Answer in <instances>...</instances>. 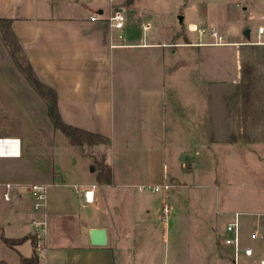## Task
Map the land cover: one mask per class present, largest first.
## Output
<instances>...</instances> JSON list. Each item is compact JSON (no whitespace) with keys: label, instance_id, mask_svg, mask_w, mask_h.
Instances as JSON below:
<instances>
[{"label":"crops","instance_id":"crops-1","mask_svg":"<svg viewBox=\"0 0 264 264\" xmlns=\"http://www.w3.org/2000/svg\"><path fill=\"white\" fill-rule=\"evenodd\" d=\"M127 2L0 0V19L12 21L14 35L36 75L56 91L63 122L108 139L107 144L83 149L66 139V153L57 161L47 152V143L36 140L43 153L24 166L29 143L24 145L15 136L20 139V154L16 146L13 155L0 156V232L14 239L34 236L33 221L46 215L42 241L50 244L55 235L60 237L55 228L67 225L64 220H70L67 214L72 208L55 193L49 196L51 186H68L67 180L84 177L86 186L96 185L92 203H86L82 191L70 187L84 205L94 204L97 187H129L135 173L144 177L157 171L161 178L173 167L176 153L187 151L201 164L203 187L219 189L215 193L223 196H238L235 200L227 197L226 202L243 211L242 238L248 221L251 234L255 230L264 233V35L257 32L254 38L250 34L225 41L217 28L208 33L190 22L189 26L197 25L196 32L187 28L192 42L173 50L163 38L165 30L159 32L162 40L156 39L151 17L144 19L135 0ZM112 10L124 14L123 29L109 22ZM94 16L97 19L92 20ZM142 21L150 28L144 30ZM207 35L212 42L203 39ZM0 68V83L6 84L1 98L9 99V93L16 92L21 99H31V109L36 104L40 116V136L48 138L53 126L49 130L47 105L39 102L40 96L19 71L1 35ZM100 155L112 168L111 185L97 183L99 170H94L92 162ZM219 162L222 188L214 185ZM40 183L48 186L44 212L34 209L30 191ZM77 218L80 227L82 221ZM93 228L103 226L88 225L86 234L79 233L85 243L75 248V255L99 253L107 264H146L141 254L133 262L126 261L119 235L107 228L108 245L92 246L89 233ZM25 243L32 245L30 240ZM25 243L13 248L19 254L17 262L3 264H20L22 257H31L34 248L30 255L24 253Z\"/></svg>","mask_w":264,"mask_h":264},{"label":"rangeland","instance_id":"rangeland-1","mask_svg":"<svg viewBox=\"0 0 264 264\" xmlns=\"http://www.w3.org/2000/svg\"><path fill=\"white\" fill-rule=\"evenodd\" d=\"M133 2L134 0H128L127 4L130 5ZM135 5L139 6L143 12V17H146L144 19L151 17L154 22L153 33H157L156 39L162 40L159 32L165 30L167 35L163 38L171 45L169 49L173 50L179 49L178 44L192 42L193 37L188 33L187 28L191 32H196L197 25L189 26L190 22L205 28L208 33L212 28H217L216 30L224 35L225 41L245 37L244 30L248 28L251 31V37L254 38L258 27L264 25V0H135ZM179 15L184 17L182 25L177 18ZM215 15L219 19L217 22L214 21ZM203 39L212 42L209 35ZM4 85L6 84L0 83V135L18 136L24 145L29 143L28 157L22 160L24 166L29 165V161L33 158L39 160L43 153V148L38 146L37 141L44 140V143H47V152L54 156L56 161L60 160L66 153L65 146L68 145L64 143L67 137L55 128L48 116V109L46 117L50 123L49 130L52 125L55 135H52L51 129L49 137L44 139L40 136L42 126L38 123L40 116L36 112V104H32L34 110L31 109L28 103L31 99H21L15 95L16 92L9 93L11 94L9 99H2ZM39 100V102L44 101L41 96ZM32 101L36 102V99ZM4 103L10 106L6 107ZM33 118L35 122L32 121ZM84 146H93V144L78 147L83 149ZM108 154L111 157V153L108 152ZM175 158L173 167L170 166V170L164 173L165 177L163 175L158 178L157 171L144 177H139L135 173L133 185L129 187L125 185L97 187V200L90 205H84L81 198L70 187V185H83L84 177L67 180L68 186L60 188L51 186L49 196L50 192L55 193L67 204V207L72 206V208L69 207L70 211L67 214L71 216L70 220H64L67 225L70 223V226L62 225L55 228L60 237L55 235L54 242L50 244L37 237L39 264H107L102 254L88 257L87 253L76 255L74 253L78 250L75 248L82 247L85 243L78 238V235L86 234L88 225H101L107 228L110 234L119 235L120 246L124 247L126 253V261L133 262L137 255L141 254L147 259L146 264H232L233 250L224 246L222 239L226 234L224 227L231 221L234 212L243 214V211L231 208L226 202L227 197L235 200L238 196L227 194L223 196V194L215 193L214 190L219 189L203 187L199 173L201 164L190 152H177ZM105 160V156L100 155L93 161L94 170L98 171L102 163L107 164ZM216 166L219 175L215 177L218 180L214 185L222 188L223 185L220 184L222 163L219 162ZM180 167L182 172H176ZM84 169L89 170L87 166H84ZM100 175L105 174L99 173ZM165 183L170 184L167 190L161 189L155 192L139 190V187L143 185L157 186ZM224 189L227 188L224 187ZM165 206L170 209L167 215L163 210ZM77 217H80L82 221L80 227L77 224L79 220ZM249 218L252 216H248V220ZM149 223L151 225L147 226ZM249 223L250 221L246 224L243 241L252 245L257 255H263L264 239L257 241L250 239L252 231ZM0 235H2L1 232ZM32 250L33 246L30 243H25L22 247V251L29 255ZM18 260V252L8 247L0 238V264ZM120 263L121 261L118 262Z\"/></svg>","mask_w":264,"mask_h":264},{"label":"trees","instance_id":"trees-1","mask_svg":"<svg viewBox=\"0 0 264 264\" xmlns=\"http://www.w3.org/2000/svg\"><path fill=\"white\" fill-rule=\"evenodd\" d=\"M0 35L19 71L24 75L26 80L35 89V91L44 99L48 107V116L53 121L55 128L60 130L65 135V137H67L69 143L73 146H82L84 144H107V138L86 130H82L80 128H76L63 122L59 113L58 96L56 91L44 84L36 75L33 67L26 58L20 43L14 35L11 20L0 19ZM99 173H104L105 175H98V183L111 184L112 168L109 165L102 163ZM0 237L10 248H15L30 240L34 248L33 255L31 257H22L20 264H39V254L37 253L38 239L35 235L25 236L17 239L6 238L4 235H0Z\"/></svg>","mask_w":264,"mask_h":264},{"label":"built area","instance_id":"built-area-1","mask_svg":"<svg viewBox=\"0 0 264 264\" xmlns=\"http://www.w3.org/2000/svg\"><path fill=\"white\" fill-rule=\"evenodd\" d=\"M97 19V16L92 17V20ZM109 22L111 25L116 29H123L125 27V21L126 18L124 14L121 11L118 10H112L110 12ZM141 26L144 30H147L150 28V25L146 22L142 21ZM258 34L260 36L264 35V25H261L258 27ZM213 35H216L213 33ZM4 135H0V145L2 143H6L4 141H11L15 142L17 141L19 149L18 154H20V139L14 137H2ZM10 138V139H9ZM12 138V139H11ZM16 144V143H14ZM3 156V155H0ZM176 172H182L181 167ZM74 189L77 192L83 193L84 199L86 203H92L94 201V193L96 189V185L86 186V185H72ZM7 187H10V185H7ZM88 187V188H86ZM170 184H164V185H157V186H151V185H143L139 187V190H149L151 192L159 191L161 189H169ZM31 195L34 200V209L36 211H43L45 210L48 202V186L46 184L40 183V184H33L31 186ZM6 199H9V195L6 194ZM165 214L167 215L170 211L168 206H165L163 208ZM241 217L242 214L240 212H235L231 218V221H229L226 224L225 227V235L223 236L222 243L224 246L229 247L233 250V255L231 257V263L232 264H264V255H257L255 252V249L252 245L246 244L243 241L242 233H241ZM33 225L35 227V236L38 238H42L46 234L47 229V220L46 215H44V218L42 220H34ZM250 239L252 241H257L260 239H264V233L255 230L251 236Z\"/></svg>","mask_w":264,"mask_h":264},{"label":"water","instance_id":"water-1","mask_svg":"<svg viewBox=\"0 0 264 264\" xmlns=\"http://www.w3.org/2000/svg\"><path fill=\"white\" fill-rule=\"evenodd\" d=\"M182 22V16L179 17ZM244 35L249 38L250 30L246 29ZM90 243L95 247H105L108 245V233L106 228H93L90 230Z\"/></svg>","mask_w":264,"mask_h":264},{"label":"bare ground","instance_id":"bare-ground-1","mask_svg":"<svg viewBox=\"0 0 264 264\" xmlns=\"http://www.w3.org/2000/svg\"><path fill=\"white\" fill-rule=\"evenodd\" d=\"M12 141L13 140L11 141L7 140V141H4L6 143H2V145H0V155H13V148L18 146V143L17 141L15 142H12Z\"/></svg>","mask_w":264,"mask_h":264}]
</instances>
